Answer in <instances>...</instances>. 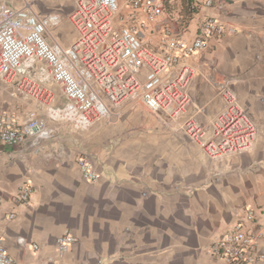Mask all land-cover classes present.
I'll return each mask as SVG.
<instances>
[{
    "label": "crops",
    "instance_id": "crops-1",
    "mask_svg": "<svg viewBox=\"0 0 264 264\" xmlns=\"http://www.w3.org/2000/svg\"><path fill=\"white\" fill-rule=\"evenodd\" d=\"M26 2L38 14L63 15L52 31L59 44L76 41L67 20L74 0H9L16 8ZM186 5L166 2L174 16H185ZM211 12L237 32L191 59L197 69L192 104L177 119L126 104L113 123L81 130L49 122L56 128L52 140L37 146L31 140L14 147L0 143V240L13 264H223L208 249L240 222L261 235L258 253L264 256V0H217ZM208 13L191 17L183 37L192 40ZM33 74L36 79L37 68ZM17 82L0 80V111L19 123L31 115L45 118L48 106ZM46 88L55 95L53 106L65 104L60 87ZM224 88L237 96L258 138L247 152L212 159L186 134L185 124L193 119L209 128L223 108ZM82 155L95 159L96 183L83 178ZM24 184L32 188L31 199L20 203ZM250 209L255 224L245 219ZM67 232L77 242L59 258L56 240Z\"/></svg>",
    "mask_w": 264,
    "mask_h": 264
},
{
    "label": "built area",
    "instance_id": "built-area-1",
    "mask_svg": "<svg viewBox=\"0 0 264 264\" xmlns=\"http://www.w3.org/2000/svg\"><path fill=\"white\" fill-rule=\"evenodd\" d=\"M216 1L186 0V15L174 16L167 10V0H127L124 5L119 0H74L67 20L78 37L64 47L52 35L63 15L38 14L28 2L16 8L9 0H0V80L18 81L27 95L48 106L45 118L31 115L23 123L0 111V143L14 147L31 140L37 146L52 140L56 128L49 122L81 130L99 121L113 123L126 104L177 119L192 104L190 87L197 69L191 59L207 51L213 41L237 32L212 14ZM204 9L210 13L199 22L196 36L184 38L186 23ZM49 83L60 87L63 106L52 105L55 95L46 88ZM221 97L223 108L209 128L193 119L185 124L186 134L212 159L247 152L258 138V128L237 96L224 88ZM78 164L86 181H99L92 156H80ZM31 194L32 188L24 184L17 201L27 203ZM245 219L255 224V211L248 210ZM260 236L240 222L216 237L208 253L223 264H255L264 258L258 253ZM76 242L70 232L59 236L57 256L64 258ZM13 262L0 240V264Z\"/></svg>",
    "mask_w": 264,
    "mask_h": 264
}]
</instances>
